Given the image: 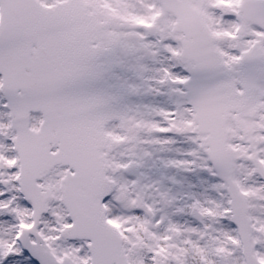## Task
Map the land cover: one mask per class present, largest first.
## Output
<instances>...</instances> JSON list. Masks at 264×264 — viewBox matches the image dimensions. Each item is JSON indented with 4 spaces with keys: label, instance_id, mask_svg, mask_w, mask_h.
<instances>
[{
    "label": "snow or ice",
    "instance_id": "snow-or-ice-1",
    "mask_svg": "<svg viewBox=\"0 0 264 264\" xmlns=\"http://www.w3.org/2000/svg\"><path fill=\"white\" fill-rule=\"evenodd\" d=\"M0 264H264V0H0Z\"/></svg>",
    "mask_w": 264,
    "mask_h": 264
}]
</instances>
